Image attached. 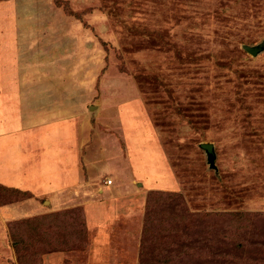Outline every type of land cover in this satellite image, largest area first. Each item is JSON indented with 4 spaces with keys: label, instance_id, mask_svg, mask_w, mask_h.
Masks as SVG:
<instances>
[{
    "label": "rangeland",
    "instance_id": "rangeland-1",
    "mask_svg": "<svg viewBox=\"0 0 264 264\" xmlns=\"http://www.w3.org/2000/svg\"><path fill=\"white\" fill-rule=\"evenodd\" d=\"M55 62L79 81L81 182L56 208L0 197V264H264V0H0V107ZM178 228L191 252L166 249Z\"/></svg>",
    "mask_w": 264,
    "mask_h": 264
},
{
    "label": "crops",
    "instance_id": "crops-1",
    "mask_svg": "<svg viewBox=\"0 0 264 264\" xmlns=\"http://www.w3.org/2000/svg\"><path fill=\"white\" fill-rule=\"evenodd\" d=\"M44 65L47 67V63ZM55 65L56 76L40 79L21 77L17 81L15 77L9 76L8 80H4V103L0 107V184L31 193L35 198L51 196L54 207L60 204L58 202L63 192L78 191L82 165L80 127L76 119L80 109L73 106L79 105L80 97H74L77 91L74 87L78 86L79 81L75 82L74 79V83L63 79L59 70L64 68L56 62ZM16 85L36 87L34 91L28 90L31 95H37L38 104L34 105L38 110L31 111V105H28L31 96L25 89L16 92ZM64 88L68 90V97L62 93ZM57 101L59 104H54ZM19 107L25 108L20 112L21 115ZM9 108H13V111H9ZM32 112L35 119H27ZM44 118H48L46 123L42 122ZM19 122L22 128L16 130ZM34 123L38 129L32 132L29 128ZM35 132L37 135H33ZM74 140H77L75 150L72 149ZM117 172L121 175L119 170ZM17 207L9 206V210L4 212L14 216ZM35 208L39 210L40 207Z\"/></svg>",
    "mask_w": 264,
    "mask_h": 264
},
{
    "label": "trees",
    "instance_id": "trees-1",
    "mask_svg": "<svg viewBox=\"0 0 264 264\" xmlns=\"http://www.w3.org/2000/svg\"><path fill=\"white\" fill-rule=\"evenodd\" d=\"M6 193H10V195H21L22 197H21V199H24V198H26V197H29V195H31L30 193H28V192H22V191H20V190H17V189H13V188H9V187H6V186H4V185H1L0 184V197H4V194H6ZM153 194V192H151V194H149V197H151V195ZM9 195V196H10ZM148 197V198H149ZM149 204H147V210H148V212L150 211V209H151V207L150 206H148ZM184 207V206H183ZM185 209H183V211H184ZM151 211H152V209H151ZM239 215V214H238ZM190 218H191V216H190ZM190 218H189V223H190ZM42 219H44V218H39V219H36V220H40L41 222H42ZM188 219V218H187ZM187 219H186V217L183 215V217H181L180 218V220L178 221V223H183V222H185V221H187ZM175 221H177L176 219H175ZM31 222V220H27V221H15V222H13L12 224H11V230H12V237H13V247L15 248V250H16V252H17V254H19L18 256H19V258L21 257V255L23 256V253H24V250H26V249H21L22 248V245H25V242L22 240V239H20L18 236L20 235L19 233L21 232V228H22V225H24V224H26V223H30ZM41 226V225H40ZM16 227L18 228L17 229V231H20L18 234L16 233ZM184 227H186V226H184ZM20 229V230H19ZM145 230H148V228H145ZM183 232V230L182 229H173V230H170V232H168L167 234H166V236L165 237H167L168 239H170V242H169V244L166 246V249L168 250H170V249H175V247H177L178 245H180V244H182L183 242L184 243H186V244H184L183 243V246L182 247H180V249H182V250H185L184 248H190V252H191V249H192V242H188L189 240H187L186 239V237H185V235L184 234H182V236L181 237H179V233L180 232ZM236 246L240 249L241 248V244H239L238 242H236ZM26 248V247H25ZM213 260H217V259H213ZM166 262H168V263H174L173 262V260H170V259H168V260H166ZM261 263H264V261L263 260H261L260 261Z\"/></svg>",
    "mask_w": 264,
    "mask_h": 264
},
{
    "label": "water",
    "instance_id": "water-1",
    "mask_svg": "<svg viewBox=\"0 0 264 264\" xmlns=\"http://www.w3.org/2000/svg\"><path fill=\"white\" fill-rule=\"evenodd\" d=\"M260 45L251 47V46H243V49L250 55L256 56L259 51H260ZM200 148L204 150L208 156V161L213 164L215 160V152H214V147L212 144H201Z\"/></svg>",
    "mask_w": 264,
    "mask_h": 264
},
{
    "label": "built area",
    "instance_id": "built-area-1",
    "mask_svg": "<svg viewBox=\"0 0 264 264\" xmlns=\"http://www.w3.org/2000/svg\"><path fill=\"white\" fill-rule=\"evenodd\" d=\"M111 183H112L111 181L108 182V184H111Z\"/></svg>",
    "mask_w": 264,
    "mask_h": 264
}]
</instances>
